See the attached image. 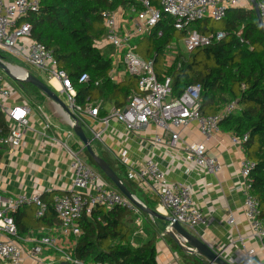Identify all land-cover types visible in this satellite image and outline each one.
<instances>
[{
  "label": "built area",
  "instance_id": "obj_1",
  "mask_svg": "<svg viewBox=\"0 0 264 264\" xmlns=\"http://www.w3.org/2000/svg\"><path fill=\"white\" fill-rule=\"evenodd\" d=\"M143 10L132 9L135 18L131 20V29L122 31L119 11L104 12L103 25L106 30L104 39L98 44L111 46L115 50V57L126 72L138 79V93H135L124 109L113 107L107 114L101 103L87 104L84 107L77 104V93L69 76L60 71L52 52L44 45L32 40V27L27 22L29 17L41 8L42 0H13L6 3L0 1V54L8 58L23 62L30 69L39 71L48 79L59 85L60 93L66 97V105L78 118L83 127L92 131L95 140H102L106 130L113 121L122 124L130 133L142 132L153 124L166 130L171 136V145L180 140V135L173 132L174 128L187 127L196 122L205 141L191 143L184 147V163L186 173L192 168L205 171L209 175H217L222 171V163L217 157L208 155L206 142L222 133L221 122L224 118L237 110V102H232L222 113L204 117L201 114V86L193 85L178 99L172 98L171 80L159 82L156 77L153 61L143 60L135 53L133 40L151 32L162 18V14L175 19V28L184 30L189 24L211 19L222 21L231 9L243 8L242 0H161V9H156L151 0H137ZM250 3L249 0H244ZM264 29V0H257ZM225 32L203 35L198 32L189 33L183 40L187 53L199 48L210 47L221 42L226 37ZM242 32L238 33L241 37ZM161 36V34H160ZM241 42H243L241 40ZM175 45V44H174ZM173 45V46H174ZM173 55L168 54L167 60L173 62ZM111 80L118 82L111 72ZM89 77L81 76L79 83H87ZM12 99V92L5 82V75L0 72V114L7 119L9 134L0 140L1 145L11 150L21 147L26 134L32 129L31 118L37 112L28 103L7 106ZM44 117V131L50 130L52 125L42 108L37 107ZM90 118L97 124L99 130L88 126L86 119ZM233 143L243 149L248 135L238 137L233 135ZM160 143V141H157ZM73 180L68 192L56 196L54 208L59 225L52 228L48 235L42 237L30 236L27 239L19 237V231L14 215L22 207L35 206V217L44 218L47 206L41 196L6 197L0 193V234L5 236L0 240V264H25L26 248L24 245L33 244L28 250L29 256L38 260L44 252H54L62 264H83L75 259L76 239L82 234L80 221L84 216L91 215L93 210L101 205L107 208L121 207L138 216L136 225L140 224L142 212L136 208L119 191L112 188L104 177L90 167L80 153L69 150ZM122 165L128 167L129 159L124 152L120 156ZM255 165L245 160L241 165L240 174L244 180V204L246 220L252 230L253 238L264 244V218L262 217L258 200L250 194V175ZM129 178L142 191L156 196L161 205L169 212V217L187 227L196 229L205 227L208 221L201 209L194 203L192 189L180 183H170L166 173L152 158H148L138 168H130ZM234 224V219L230 218ZM243 242V240H240ZM26 251V252H25ZM245 264H256L253 251H248ZM42 261L39 259L37 264Z\"/></svg>",
  "mask_w": 264,
  "mask_h": 264
},
{
  "label": "trees",
  "instance_id": "obj_2",
  "mask_svg": "<svg viewBox=\"0 0 264 264\" xmlns=\"http://www.w3.org/2000/svg\"><path fill=\"white\" fill-rule=\"evenodd\" d=\"M151 4L161 9V0H151ZM131 9L141 11L143 7L137 0H42L40 10L27 20L32 27V40L51 51L58 69L71 79L78 105L104 103L124 109L129 99L138 93L136 77L123 82L111 80L115 50L98 45L106 35L102 14ZM210 21H197L180 31L175 28V19L163 13L150 33L133 41L135 53L143 60L154 62L159 82L171 80L173 99L180 98L189 87L200 85V111L204 117L218 115L232 102H237V110L224 118L221 129L238 137L248 135L243 149L246 160L255 165L250 175V194L258 200L264 218V29L252 8L231 9L222 20V28H216ZM219 31L225 32L226 37L210 47L187 53L181 45L189 33L208 36ZM168 53L173 55L172 63L167 60ZM83 75H87L89 81L80 84ZM21 88L25 101L34 108L47 100L30 84H22ZM8 134L9 127L0 114V139ZM84 153L86 163L114 187L86 149ZM100 157L110 164L131 193L156 210L158 198L142 193L122 164L111 161L105 153ZM59 195L41 196L47 206L44 218L35 217V206L19 209L14 219L21 239L29 234V237L45 236L46 229L59 225L54 208V199ZM137 218L121 207L97 206L91 215L80 221L82 234L76 239L75 259L83 264H158L156 230L151 228L152 237L145 243L134 244ZM181 255L188 264H203L186 254Z\"/></svg>",
  "mask_w": 264,
  "mask_h": 264
},
{
  "label": "crops",
  "instance_id": "obj_3",
  "mask_svg": "<svg viewBox=\"0 0 264 264\" xmlns=\"http://www.w3.org/2000/svg\"><path fill=\"white\" fill-rule=\"evenodd\" d=\"M3 1L9 3L13 0ZM242 7L243 9L252 8L251 3L244 0H242ZM119 15L122 31L131 29V20L135 18L132 9L121 10ZM101 47L105 48L107 45L101 44ZM5 60L14 65L11 60H7V58ZM23 64L24 66L17 67L29 70V66ZM113 65V77L116 81L123 82L131 77L125 68L117 62L115 54L113 55ZM30 71L39 79L46 80L47 85L56 93L64 95L56 91L59 89L56 82L53 81L49 84L48 79L39 71H37L38 73L31 69ZM11 92L12 99L7 103V106L12 105V102L27 103L18 91L15 92L11 89ZM101 104L105 108L102 115L107 114L113 108V106ZM39 107L42 108L43 114L48 117L52 125L51 129L46 131L47 137L42 135L45 121L42 113L38 111L31 118L32 129L26 134L21 147L11 150L8 146L0 144V193L6 197L43 196L52 193L62 195L68 192L74 174L69 150L80 153L81 157L83 155L82 152L85 148L72 131L66 115L48 99ZM33 109L35 108L33 107ZM54 119L59 120V123H56ZM5 120L7 123L6 118ZM86 123L94 130H99L98 125L94 124L90 118L86 119ZM83 128L86 135L93 140V149L99 156L105 153L111 161L121 164L120 156L126 152L129 166H123L127 172L130 168H138L145 160L152 158L166 173L170 183L189 186L192 189L194 203L201 209L208 221L205 227L193 230L185 227L189 233L221 253L222 257L231 264H245L248 251L254 252L253 259L256 264H264V244L253 238L243 208L245 183L240 170L242 163L246 160L245 152L241 147L234 145L232 133L222 131L220 135L206 142L208 155L217 157L222 163V171L219 174L209 175L197 168H192L189 173H186L184 147L187 144L205 141L196 122L185 128L173 129L174 133L180 135V140L175 145H171V136L166 130L153 124L145 131L130 133L122 124L113 121L104 133L102 140H95L92 131L87 127ZM158 140L160 143L157 142ZM142 193L152 196L146 192ZM154 211L163 217H169V212L161 205L160 201ZM230 218L234 219V224L230 223ZM139 220V225H136L137 219L135 221V235L138 236L140 244L148 240L146 235L147 232H151V228L157 232L158 264H188L181 255L185 253L180 251L170 238L162 235L163 223L161 221L154 220L149 216L146 218L144 215H141ZM56 226L46 229L45 235H48L49 231ZM29 235H26L25 238L27 239ZM150 235L152 236V234ZM4 239L5 236L0 234V240ZM241 239L243 242L240 241ZM24 247L27 249L25 264H37L39 259L42 261L40 264H62L54 252L46 251L41 258L35 260L28 253L33 244L29 243Z\"/></svg>",
  "mask_w": 264,
  "mask_h": 264
},
{
  "label": "water",
  "instance_id": "obj_4",
  "mask_svg": "<svg viewBox=\"0 0 264 264\" xmlns=\"http://www.w3.org/2000/svg\"><path fill=\"white\" fill-rule=\"evenodd\" d=\"M254 9L258 22L263 28V21L260 15V10L258 7L257 0H249ZM4 57L0 54V72L5 76L14 80L15 82L22 84H30L40 91L48 100L52 101L67 117L69 125L80 140L89 156L94 160L96 166L99 170L105 175V177L113 184V186L125 196L136 208H138L142 213L148 215L154 220H159L163 223V233L164 237L170 238L176 246L188 256H191L195 259H198L203 264H231L225 260L221 253L217 252L215 249L211 248L206 242L197 238L187 231V229L170 217H163L157 211H154L147 207L143 202H141L134 194H132L128 188L124 185L120 177L116 174L110 164L100 157L93 149V140L89 138L83 126L80 124L78 118L71 112L70 108L65 104V102L59 97V94L56 93L52 88H50L46 83H44L37 76L28 72L25 69L14 66L13 67L22 69L25 71V78L15 77L9 70Z\"/></svg>",
  "mask_w": 264,
  "mask_h": 264
},
{
  "label": "rangeland",
  "instance_id": "obj_5",
  "mask_svg": "<svg viewBox=\"0 0 264 264\" xmlns=\"http://www.w3.org/2000/svg\"><path fill=\"white\" fill-rule=\"evenodd\" d=\"M211 22V24L213 25V26H215L216 28H222L223 27V25H224V22H222V21H214V20H211L210 21ZM182 47H183V45H182ZM7 57V56H6ZM5 57V58H6ZM7 60H11V62L14 64V65H16V66H24V64L23 63H20L19 61H15V60H12V59H9L8 57H7ZM32 71H36L37 72V70H34V69H31ZM27 71H29V72H31L30 70H27ZM38 73V72H37ZM5 82L7 83V84H9V86H10V88L13 90V91H18L19 92V94H22V96H23V92H22V88H21V85L19 84V83H17V82H15L14 80H12V79H10L9 77H5ZM59 97L65 102V104H66V97L64 96V95H59ZM35 111L36 112H38L37 111V109L35 108ZM54 121L56 122V123H59V120L57 121L56 119H54ZM84 149V148H83ZM83 153V155H82V158L85 160V158H86V156H85V153H84V151L82 152ZM150 233V232H149ZM148 232H147V235H146V237H147V239H149V238H151L152 236L149 234ZM135 241H134V244H140V241L138 240V236H135ZM145 243V242H144Z\"/></svg>",
  "mask_w": 264,
  "mask_h": 264
},
{
  "label": "bare ground",
  "instance_id": "obj_6",
  "mask_svg": "<svg viewBox=\"0 0 264 264\" xmlns=\"http://www.w3.org/2000/svg\"><path fill=\"white\" fill-rule=\"evenodd\" d=\"M6 66H8L9 70L11 71V73L17 77V78H25V71L16 67H13L10 64H7Z\"/></svg>",
  "mask_w": 264,
  "mask_h": 264
}]
</instances>
